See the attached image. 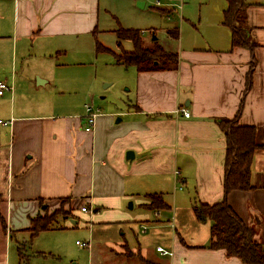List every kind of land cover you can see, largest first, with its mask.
<instances>
[{
  "label": "crops",
  "instance_id": "crops-1",
  "mask_svg": "<svg viewBox=\"0 0 264 264\" xmlns=\"http://www.w3.org/2000/svg\"><path fill=\"white\" fill-rule=\"evenodd\" d=\"M247 1L258 44L253 52L231 48V30L222 21L229 32L211 33L207 45L182 39L177 67L129 66L134 89L127 107L101 110L90 103L98 115L86 130L87 103L85 110H76L71 99L57 106L17 103L15 92L23 80L61 90L76 86V69L59 72L65 65L60 58L69 50L76 57L100 31L99 0H0V80L14 86L0 95V264H22V257L25 264H53L34 258L47 253L34 239L57 230L76 233L80 221L90 230V250L95 233L104 231L97 245L107 260L100 264H243L210 247L212 221L198 219L194 205L225 196L227 142L219 121L238 115L242 99L238 122L256 126L264 144V0ZM254 57L252 87L245 93ZM251 181L255 187L227 198L264 243V148L254 153ZM150 193L161 194L167 207H146ZM64 200L68 217L60 215L57 227L31 238V218L59 210Z\"/></svg>",
  "mask_w": 264,
  "mask_h": 264
},
{
  "label": "rangeland",
  "instance_id": "rangeland-1",
  "mask_svg": "<svg viewBox=\"0 0 264 264\" xmlns=\"http://www.w3.org/2000/svg\"><path fill=\"white\" fill-rule=\"evenodd\" d=\"M139 1L145 2V5L141 6ZM157 2L160 4L157 5ZM99 3L100 31L92 34L90 43H86L81 52L76 51V57L69 50L65 57L60 58L65 61V65L58 69L59 72L76 69V86L69 85L66 90H61L55 83L40 87L32 86V83L28 84L23 80L22 86L15 92L17 103L25 100L34 104L45 101L57 106L63 99H71L76 110H85V103H92L101 110L125 109L134 89L132 69L116 62L114 53L104 49L103 46L116 53H122L124 50H132L133 43L128 39H119L115 30L122 27L144 30L142 36L146 43L150 42L155 33L159 42L172 50L179 49L182 39L188 41L192 38L193 42L207 45V41L212 38L211 33L219 31L220 28H226L225 30L229 32V29L221 23L223 10L227 7L226 0H99ZM171 8L174 9L172 10L174 14L170 15V18L168 13L161 11ZM174 25L179 28L178 39L168 34V29ZM98 44L101 48L97 47ZM18 62L20 65V59ZM18 71L21 76L22 72L19 69ZM28 75L35 79L33 73ZM107 83L109 85H106ZM0 118L5 119L2 114ZM65 203V201L62 203L60 209H64ZM65 232L57 230L37 236L33 244L43 245L47 253H44L45 257L35 255L34 258L49 260L48 262L53 264H89L93 258L94 264L106 262L103 247L97 245L104 242L103 230L95 233L92 250L76 243L77 240L86 241L89 236L90 230L82 221L76 227V233ZM24 251L31 253L28 247ZM25 262L26 259L22 257L21 263L25 264Z\"/></svg>",
  "mask_w": 264,
  "mask_h": 264
},
{
  "label": "trees",
  "instance_id": "trees-1",
  "mask_svg": "<svg viewBox=\"0 0 264 264\" xmlns=\"http://www.w3.org/2000/svg\"><path fill=\"white\" fill-rule=\"evenodd\" d=\"M227 7L223 10V24L231 30V48L244 47L252 52L258 45L252 35L248 24L247 8L250 3L247 0H226ZM163 13L169 12L161 10ZM119 39H128L133 43L132 50H124L116 53L110 48L104 49L114 53L116 62L126 66H135L138 71L170 69L178 66L179 57L176 50L167 49L162 45L158 37L152 38L146 43L139 29L118 28ZM168 34L179 38L178 26L168 29ZM154 35H156L154 33ZM121 45V42H119ZM101 48V45H97ZM250 70L246 77V91L252 87V73L256 65L255 57L252 59ZM244 99H242L238 115L232 119H220V125L226 136V160L224 176V198L215 203L196 202L195 213L200 220L210 219L211 224V248H222L228 256H238L243 264H264V243L255 239L256 228L248 225L235 211L228 201L227 195L233 190H248L255 187L251 181V165L254 153L264 144L257 141L258 128L254 125H242L238 122ZM149 203L145 204L149 209L165 208L167 205L159 193L147 195ZM65 201V200H64ZM68 211L61 208L52 213L38 214L31 218L28 230L31 238L40 232L57 227V219L60 215L67 218ZM0 223L5 226V219L0 212ZM44 254V252H39ZM149 262L146 261V264ZM151 264V263H150Z\"/></svg>",
  "mask_w": 264,
  "mask_h": 264
},
{
  "label": "built area",
  "instance_id": "built-area-1",
  "mask_svg": "<svg viewBox=\"0 0 264 264\" xmlns=\"http://www.w3.org/2000/svg\"><path fill=\"white\" fill-rule=\"evenodd\" d=\"M159 4H160V2H157V5H159ZM173 6H175V5H173ZM13 87L14 86L12 84H9L6 80H0V95H2L4 93V91H6V90H13ZM181 111H183V113L186 117L190 116V112L188 110L181 108ZM86 112H87L86 113V117H87L86 130H92L94 128L98 112L93 110V107L90 103L86 104ZM0 122H2V121L0 120ZM4 123L7 124L8 121H5ZM82 210L86 211V210H89V208L87 207V205H83ZM77 243L84 245V246L90 245V241H79V240H77ZM157 250L159 252H161L162 254H168V255L173 254V251L171 249L164 248L163 246H157Z\"/></svg>",
  "mask_w": 264,
  "mask_h": 264
},
{
  "label": "water",
  "instance_id": "water-1",
  "mask_svg": "<svg viewBox=\"0 0 264 264\" xmlns=\"http://www.w3.org/2000/svg\"><path fill=\"white\" fill-rule=\"evenodd\" d=\"M141 6H143V4H140ZM153 38H155V36L153 37ZM133 152H129L128 154H132ZM132 205V204H131Z\"/></svg>",
  "mask_w": 264,
  "mask_h": 264
}]
</instances>
